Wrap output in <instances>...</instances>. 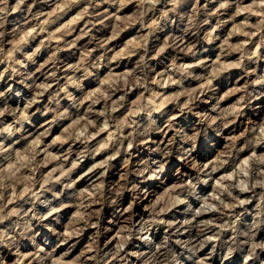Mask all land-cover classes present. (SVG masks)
<instances>
[{"label": "clouds", "instance_id": "obj_1", "mask_svg": "<svg viewBox=\"0 0 264 264\" xmlns=\"http://www.w3.org/2000/svg\"><path fill=\"white\" fill-rule=\"evenodd\" d=\"M0 264H264V0H0Z\"/></svg>", "mask_w": 264, "mask_h": 264}]
</instances>
